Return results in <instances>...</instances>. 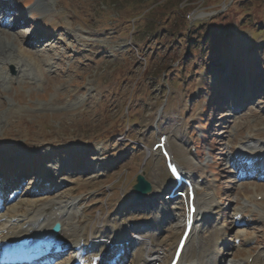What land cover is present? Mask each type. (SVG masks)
<instances>
[{"label": "rangeland", "instance_id": "1", "mask_svg": "<svg viewBox=\"0 0 264 264\" xmlns=\"http://www.w3.org/2000/svg\"><path fill=\"white\" fill-rule=\"evenodd\" d=\"M38 1L13 0L6 19L11 56L30 77L0 67V224L26 212L51 232L61 217L76 247L119 225L129 236L153 227L142 235L166 257L185 234L192 186L211 195L202 219L217 264H264V0ZM127 118L144 148L117 141ZM162 135L192 177L175 202L161 153L145 151ZM141 172L155 187L147 205L133 203Z\"/></svg>", "mask_w": 264, "mask_h": 264}, {"label": "bare ground", "instance_id": "2", "mask_svg": "<svg viewBox=\"0 0 264 264\" xmlns=\"http://www.w3.org/2000/svg\"><path fill=\"white\" fill-rule=\"evenodd\" d=\"M42 2H43V0H39L38 4L39 3L42 4ZM12 3H14L13 0H10V1L5 0L4 5L10 9L9 11L6 12V14H10V13L13 14L14 13V11H11V7H9L10 4H12ZM0 4H1V2H0ZM7 16L8 15H3L2 17H3V19H5ZM24 22H22L21 24H23ZM20 25H18V27ZM9 30H10L9 23L5 22L4 24H2V28H0V67L2 69H4L5 66L14 65L17 68L18 75H23L26 78H29L30 77V71H29V66L26 64V62L24 63L22 61H17L14 58H12V56H11V53H10L11 50H10L9 46L12 44L11 43L12 40L10 38L11 33H9ZM2 37H5V39ZM19 38H21V36H19ZM16 39H18V38L16 37ZM16 39H15V41H16ZM9 40H10V42H7ZM19 44H21V43L19 42ZM25 53H26V51H25ZM27 53L29 55H32V56L35 55V52L30 51V50H27ZM27 53H26V55H27ZM169 153H170V155H172L171 152H169ZM47 182H50V181L48 180ZM50 190H52V188H50ZM191 191H192V189H191ZM206 205H208L209 207L211 205V207H212L213 202L211 199V195L210 194H206V195L204 194L203 195V193L202 194L201 193H195V199H194V201H191L190 208L193 206H196L197 212L195 214H191L189 212L186 215L187 222L190 219H194L195 224H194L191 232H189L185 237V239L187 240V244L185 246V249L183 250V252L180 253L178 251V245L175 246L176 248H175L174 252L170 255L169 254L166 255L168 257H166L165 264H171L175 255L180 256V260H179L178 264H217L218 261L221 260V259H219V256L213 252V247H214L213 246V240H212L213 237L210 233V230L206 228L207 222H204V220L202 219V216L208 215L207 214L208 211L206 210V208H207ZM30 208H32V207H30ZM12 210H14V209H12ZM29 213H31V212H29ZM25 214L26 215L23 216L22 221H18L17 219H15L16 217H12V219L10 221H5L0 226V245L2 248V249H0V251L8 248L9 247L8 245H10L9 243H11V242L15 243V242H18L19 240H23L24 238L32 239L33 243L40 240V239H44L46 241H52L54 246L60 245L61 240L64 241L65 246L77 245L76 244V238H71V237L67 236L63 227H62V230L59 234L46 233L45 228H41L40 226L36 227L37 225L34 226V224H33L34 220L32 221L33 222L32 223L31 220L29 219V216H27L26 212H25ZM12 215H16L14 213V211H13ZM18 219H19V217H18ZM57 219H56L57 221L63 222V219L61 217H58ZM38 222H40V221H38ZM119 227H120V225L118 226V228ZM118 228L116 227L113 230V232L115 233L114 236L103 237L101 239L96 238V236H94V238H92L91 242L87 241V243L85 245H82V244L78 245L77 248L79 251L78 255H80V259H79L80 264H111V263H115L114 257L116 254L114 255V257L110 261H107L106 258H107V254L110 250H114L117 247V250H118L117 253H119V250L122 247H125V243H124V246L122 244H123V242L126 241V238H125L126 233L121 231V230H118ZM186 228H187V225L185 226V230H187ZM183 230H184V226H183ZM216 233H217V231H216ZM218 236H219L220 241L225 242V240L222 237V234L218 233ZM119 238L121 240V243L119 245H115L114 240L119 239ZM135 241H137V244L140 247V255L138 256L139 260H136V264H157V262L162 261L160 259V258H163L162 257L163 252H160L161 249H155L154 247L151 246V244H148V242H145L143 240H135ZM217 241H218V239H217ZM144 246H146L144 252L147 253L148 259H144L142 257L141 252H143ZM90 248H91V250L89 251L88 249H90ZM49 250H51V247H44L41 251L32 249V250H30L31 252L27 256V261L28 262L32 261L33 256L36 255L38 252L44 253V252H48ZM85 252L88 254V256L84 255ZM110 254H112V253H110ZM260 260H261V255L254 257L253 258V264H258L260 262Z\"/></svg>", "mask_w": 264, "mask_h": 264}, {"label": "water", "instance_id": "3", "mask_svg": "<svg viewBox=\"0 0 264 264\" xmlns=\"http://www.w3.org/2000/svg\"><path fill=\"white\" fill-rule=\"evenodd\" d=\"M134 191L136 192V198L139 200H143L145 195L149 192H151L152 187L151 185L146 181L144 176L139 175L137 177V184L133 187ZM57 227H60V225H57Z\"/></svg>", "mask_w": 264, "mask_h": 264}, {"label": "trees", "instance_id": "4", "mask_svg": "<svg viewBox=\"0 0 264 264\" xmlns=\"http://www.w3.org/2000/svg\"><path fill=\"white\" fill-rule=\"evenodd\" d=\"M156 4H158V3H156ZM156 8H157V6L154 4L153 7H150V9H151L150 12L153 11V10H155ZM148 13H149V12H148ZM263 27H264V24L262 25L261 28H259V30H260V31H264V30H263Z\"/></svg>", "mask_w": 264, "mask_h": 264}]
</instances>
